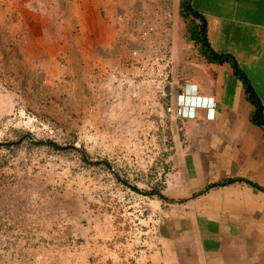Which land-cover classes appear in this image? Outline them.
Masks as SVG:
<instances>
[{
	"label": "crops",
	"instance_id": "obj_1",
	"mask_svg": "<svg viewBox=\"0 0 264 264\" xmlns=\"http://www.w3.org/2000/svg\"><path fill=\"white\" fill-rule=\"evenodd\" d=\"M185 2L0 0V23L24 26L45 60L69 61L71 88H86L80 79L97 68L117 100L110 108L168 130L164 198L156 194L167 212L138 264H264V125L232 61H211L195 36L203 18L212 48L232 56L264 106V0H190L202 18ZM164 53L156 71L140 70ZM187 85L215 100L213 117L166 111Z\"/></svg>",
	"mask_w": 264,
	"mask_h": 264
},
{
	"label": "rangeland",
	"instance_id": "obj_2",
	"mask_svg": "<svg viewBox=\"0 0 264 264\" xmlns=\"http://www.w3.org/2000/svg\"><path fill=\"white\" fill-rule=\"evenodd\" d=\"M27 34L0 23V264H138L167 212L151 191L170 134L110 108L97 68L71 88Z\"/></svg>",
	"mask_w": 264,
	"mask_h": 264
},
{
	"label": "built area",
	"instance_id": "obj_3",
	"mask_svg": "<svg viewBox=\"0 0 264 264\" xmlns=\"http://www.w3.org/2000/svg\"><path fill=\"white\" fill-rule=\"evenodd\" d=\"M149 30H142L140 37L142 40H147ZM132 56L134 58H138L140 51L137 49L132 50ZM168 54L164 53L161 57L153 56L148 58L146 62H142L139 64L140 70L144 72L148 71H156L158 64H164V62H168ZM165 70V69H164ZM162 73L157 75H163ZM215 100L213 98L204 99L196 94V88L192 85H187L184 89L179 92L176 98L175 103H170L166 105V111L175 115L177 118L187 119L194 118L197 115V110L199 108H206L208 112V117L211 118L214 116L215 111Z\"/></svg>",
	"mask_w": 264,
	"mask_h": 264
},
{
	"label": "trees",
	"instance_id": "obj_4",
	"mask_svg": "<svg viewBox=\"0 0 264 264\" xmlns=\"http://www.w3.org/2000/svg\"><path fill=\"white\" fill-rule=\"evenodd\" d=\"M185 10L187 13L202 18V16H200L197 11L194 10L193 6L190 4V2L188 0H186L185 2ZM196 39L197 41L201 44V48H202V52L211 60V61H215V62H223V61H232V63L235 66L236 72L238 74H240V76L243 78V80L245 81V83L248 85V93H249V97L250 99L256 104L257 106V111H256V115H255V120L256 122L263 124L264 125V106L262 105L261 100L258 98V96L256 95V93L253 91L252 87L250 86L248 80L246 79V76L243 74L242 70L239 68L238 63L233 60L232 56L230 54H221L216 52L208 38H207V33H206V26H205V22L204 19L202 18V23L197 27L196 33H195ZM134 187V186H133ZM134 189L140 191L138 188L134 187ZM145 193H149V192H145ZM151 193L153 194H158L161 198H164V196L161 194V189L157 188V189H153L151 191Z\"/></svg>",
	"mask_w": 264,
	"mask_h": 264
},
{
	"label": "water",
	"instance_id": "obj_5",
	"mask_svg": "<svg viewBox=\"0 0 264 264\" xmlns=\"http://www.w3.org/2000/svg\"><path fill=\"white\" fill-rule=\"evenodd\" d=\"M190 2V0H188Z\"/></svg>",
	"mask_w": 264,
	"mask_h": 264
}]
</instances>
